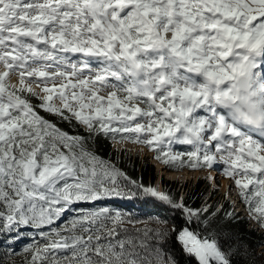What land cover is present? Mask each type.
Segmentation results:
<instances>
[{
  "label": "snow or ice",
  "instance_id": "6c2138e0",
  "mask_svg": "<svg viewBox=\"0 0 264 264\" xmlns=\"http://www.w3.org/2000/svg\"><path fill=\"white\" fill-rule=\"evenodd\" d=\"M0 69L8 260L253 264L234 211L145 185L98 145L140 146L171 170L222 166L264 230V0H0ZM138 199L172 226L137 218Z\"/></svg>",
  "mask_w": 264,
  "mask_h": 264
},
{
  "label": "trees",
  "instance_id": "16d2710c",
  "mask_svg": "<svg viewBox=\"0 0 264 264\" xmlns=\"http://www.w3.org/2000/svg\"><path fill=\"white\" fill-rule=\"evenodd\" d=\"M111 142L109 140H105L101 138V141L98 145V151L101 156L106 159H111L114 162L119 163V166L126 171L131 177L137 178L141 180L145 185H151L155 179V172L153 165L149 164L147 159L139 163L140 161H130V156L127 158L116 157L115 154L111 150ZM166 169L171 170L164 166ZM202 180L198 181V184ZM198 186V185H197ZM196 187V186H195ZM177 198V191L172 192ZM186 202L192 207H198L200 203V199L194 194H186L183 196ZM215 208V204L212 203ZM243 206V205H242ZM132 214H134L139 219H167L169 220L168 227H171L172 221V213L165 212L162 207L158 206V203L154 201V199L148 200H134L131 204L127 205ZM225 209L230 211L229 205L224 206ZM237 214V221L230 225V228L234 233L242 237L244 244L246 245L249 252V261L253 262V264H264V230L260 229L255 223L248 220L247 217L241 216V214ZM252 225L247 226V225ZM152 227H160L162 225L153 224L150 225ZM136 227H144L143 224H138ZM20 245H17V250L20 249ZM263 250V251H261ZM0 258H4L7 260V264H12V260H15L16 264H20L21 257L15 256L12 257V260H8L6 256H4V250L0 248Z\"/></svg>",
  "mask_w": 264,
  "mask_h": 264
},
{
  "label": "rangeland",
  "instance_id": "374dc122",
  "mask_svg": "<svg viewBox=\"0 0 264 264\" xmlns=\"http://www.w3.org/2000/svg\"><path fill=\"white\" fill-rule=\"evenodd\" d=\"M0 71H2V69H0ZM15 81H16V77L15 75H13L9 82L15 83ZM33 88L36 91H39L36 85H33ZM111 150L117 158L118 157L127 158V156H130V161L133 160L140 161L139 163L144 162L146 159L148 163L154 161L152 159L151 152H149L147 149H144L140 146L131 143L118 144L112 142ZM155 165H153L155 172V176H154L155 179L154 182L151 184L152 186L160 190H167L171 193L173 191H177L178 198L180 196H185L186 194L193 193L194 196H197V198L200 199V203L198 207H201L205 203L207 204L214 203L215 206H218L221 203H223L224 206L229 205L230 211L235 212L237 209H240V204L238 202H235V189L233 188L232 191L229 192L227 187H229L230 181L221 175V171L219 169L222 168V166H217V168H214L216 173H214L215 180L213 183L211 179H209V177H211L209 175L211 170H207V169L199 170V171L183 170V171L192 172L195 174V176L194 177L192 176V178L190 177L183 180H179V179H169L163 173L161 175V173H159L160 169L158 170L157 165L156 166ZM162 171L165 172L166 170H162ZM167 172H174V171H167ZM201 179L202 181L198 184V181H200ZM225 181H227L228 185H226ZM226 196H228L229 198L226 199ZM247 226L251 227L252 225L250 224Z\"/></svg>",
  "mask_w": 264,
  "mask_h": 264
},
{
  "label": "bare ground",
  "instance_id": "6f19581e",
  "mask_svg": "<svg viewBox=\"0 0 264 264\" xmlns=\"http://www.w3.org/2000/svg\"><path fill=\"white\" fill-rule=\"evenodd\" d=\"M155 163V161H153ZM157 165V168L159 170V173H162L169 179H179V180H183V179H186V178H192V176L194 177L195 174L192 173V172H188V171H174V172H167V170L165 172H163L162 170H164L163 166L158 164L157 162L155 163ZM163 168V169H162ZM216 171L213 169L210 171L209 175L212 177V178H215V174ZM214 180L215 179H211V181L214 183ZM226 185H228L227 181H225ZM214 185V184H213ZM227 187V186H225ZM229 188V187H227Z\"/></svg>",
  "mask_w": 264,
  "mask_h": 264
}]
</instances>
